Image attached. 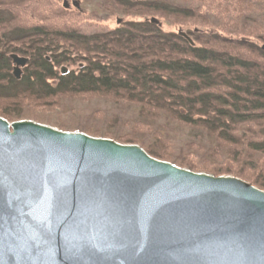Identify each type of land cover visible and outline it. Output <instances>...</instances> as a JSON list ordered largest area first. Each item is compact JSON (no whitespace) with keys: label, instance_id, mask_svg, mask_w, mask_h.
<instances>
[{"label":"trees","instance_id":"1","mask_svg":"<svg viewBox=\"0 0 264 264\" xmlns=\"http://www.w3.org/2000/svg\"><path fill=\"white\" fill-rule=\"evenodd\" d=\"M84 1L114 16V28L61 0H0V117L139 145L152 158L264 191V0ZM169 18L198 32H165ZM15 58L26 61L19 78ZM95 96L137 116L92 127L42 111L70 115L73 103Z\"/></svg>","mask_w":264,"mask_h":264},{"label":"water","instance_id":"2","mask_svg":"<svg viewBox=\"0 0 264 264\" xmlns=\"http://www.w3.org/2000/svg\"><path fill=\"white\" fill-rule=\"evenodd\" d=\"M0 264H264V191L0 117Z\"/></svg>","mask_w":264,"mask_h":264},{"label":"rangeland","instance_id":"3","mask_svg":"<svg viewBox=\"0 0 264 264\" xmlns=\"http://www.w3.org/2000/svg\"><path fill=\"white\" fill-rule=\"evenodd\" d=\"M73 2H77L79 5V8H76L73 5ZM64 3H67L71 6L70 10L73 13L82 12L85 14H91V13L95 12L93 15H95V16L97 15L98 16L97 18L103 19L101 22L102 25L108 26L110 28H114V26H115V17L114 16L110 17V13L108 11H106V9L99 10L97 8V6L95 4H93L92 1L88 2V1H84V0H61V6H63ZM19 8L22 9L21 6ZM27 16H28V21L33 20L30 15H27ZM20 17L22 19H24V18H26V14L25 15L21 14ZM141 17L142 16L136 14L135 16L127 17V19L128 20H130V19H141ZM161 23H163L162 29L165 32H176L177 33L181 30L187 31V30H191V29L195 28L191 24H189V25L182 24V23H179V22H177L173 19H170V18L167 20L162 19ZM50 28H52V27H50ZM194 31L198 32V28H195ZM73 104H74L73 106H70L71 107L70 108V110H71L70 115L64 111V108H54L51 112H49L48 110H42V111L44 112L43 114L47 118H50V119L51 118L63 119L67 123H69V122L85 123L86 122V123H89L92 127L106 126L107 124H104V121L107 118L111 121V123H115L117 121V119L115 121H113V119H115L118 116H122V117H124V119H126V120L130 119L132 121L137 116L136 108H134L132 106H126V105L122 106L121 104L116 103L114 101V99H112V98H106L105 99V98H100V97L95 96L93 98H87V101L84 104H75V103H73ZM93 111L94 112L96 111L95 114L93 113ZM107 127L111 130L115 129V126H112V125H108ZM174 130H175L174 135L178 134L179 138H181L182 136H186V135H184L185 133L181 134V132H180L181 130H179L177 128H174ZM120 131L127 133L129 131V129L120 128ZM163 132H168V134H171L168 130H163ZM174 142L179 144L183 141L179 140L177 138V139H175Z\"/></svg>","mask_w":264,"mask_h":264}]
</instances>
